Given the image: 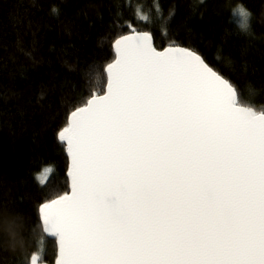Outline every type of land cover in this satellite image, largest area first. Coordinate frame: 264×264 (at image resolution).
<instances>
[{
  "label": "snow or ice",
  "instance_id": "6c2138e0",
  "mask_svg": "<svg viewBox=\"0 0 264 264\" xmlns=\"http://www.w3.org/2000/svg\"><path fill=\"white\" fill-rule=\"evenodd\" d=\"M114 45L105 93L57 133L71 192L39 207L57 264H264V109L195 50Z\"/></svg>",
  "mask_w": 264,
  "mask_h": 264
},
{
  "label": "trees",
  "instance_id": "16d2710c",
  "mask_svg": "<svg viewBox=\"0 0 264 264\" xmlns=\"http://www.w3.org/2000/svg\"><path fill=\"white\" fill-rule=\"evenodd\" d=\"M243 2L253 12L248 35L232 22L236 0H0V264L32 254L55 264L57 241L45 236L39 207L69 191L57 133L104 94L121 36L145 31L159 50L197 51L241 105L264 109V0Z\"/></svg>",
  "mask_w": 264,
  "mask_h": 264
},
{
  "label": "clouds",
  "instance_id": "9594fccd",
  "mask_svg": "<svg viewBox=\"0 0 264 264\" xmlns=\"http://www.w3.org/2000/svg\"><path fill=\"white\" fill-rule=\"evenodd\" d=\"M230 16L237 31L244 35L250 34L253 12L246 6L243 0H236L234 6L230 9ZM49 167L54 168V165H49Z\"/></svg>",
  "mask_w": 264,
  "mask_h": 264
},
{
  "label": "water",
  "instance_id": "95a60500",
  "mask_svg": "<svg viewBox=\"0 0 264 264\" xmlns=\"http://www.w3.org/2000/svg\"><path fill=\"white\" fill-rule=\"evenodd\" d=\"M143 32H145V31H142L141 33H143ZM135 33H137V32H132V34H135ZM148 33V32H147ZM132 34H129V35H132ZM150 34V33H149ZM151 35V34H150ZM125 36V35H124ZM122 37V36H121ZM152 42H153V46L156 48V46H155V41L153 40V38H152ZM167 48V47H166ZM166 48H164V49H166ZM157 49V48H156ZM113 50H114V54H116V52H115V45L113 44ZM158 51H163V50H159V49H157ZM115 59H116V55H115ZM115 59L111 62V63H113L114 61H115ZM206 62V61H205ZM106 74V76H107V73H105ZM106 86H107V83H106ZM107 88V87H106ZM106 91V90H105ZM105 93V92H104ZM103 95V94H102ZM243 106V105H242ZM68 120L70 121V116H69V118H68ZM68 121V122H69ZM58 142H60V143H62L64 146H65V149H66V152H67V145H66V142H62V141H60V140H58ZM67 157H68V163H69V165H68V169H67V172H66V174H67V179H68V184H69V191L67 192V193H69L70 194V192H71V176H70V172H71V157H70V154L67 152ZM57 199V198H56ZM39 213H40V218H41V222H42V213L39 211ZM42 228L44 229V227H43V223H42ZM44 233H45V236L48 238V239H51V240H56L57 241V249H58V252H57V257H56V262H55V264H57V261H58V259H59V242H58V238H56V237H54V236H52V235H49L46 231H45V229H44ZM37 256V255H36ZM37 258H38V264H48V263H42L41 262V260L39 259V257L37 256Z\"/></svg>",
  "mask_w": 264,
  "mask_h": 264
},
{
  "label": "rangeland",
  "instance_id": "374dc122",
  "mask_svg": "<svg viewBox=\"0 0 264 264\" xmlns=\"http://www.w3.org/2000/svg\"><path fill=\"white\" fill-rule=\"evenodd\" d=\"M49 176H50V174L45 173L44 171L41 172V174H40L41 180H44L45 182L47 181V179L49 178Z\"/></svg>",
  "mask_w": 264,
  "mask_h": 264
}]
</instances>
